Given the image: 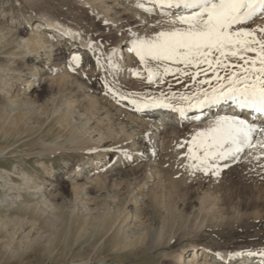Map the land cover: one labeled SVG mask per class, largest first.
<instances>
[{
    "label": "rangeland",
    "instance_id": "rangeland-1",
    "mask_svg": "<svg viewBox=\"0 0 264 264\" xmlns=\"http://www.w3.org/2000/svg\"><path fill=\"white\" fill-rule=\"evenodd\" d=\"M143 5L138 7L137 0H0L6 22L0 23V77L21 84L11 92L20 96L0 94V174L7 170L19 184L22 173H28L36 193L31 195L21 184L17 197L19 191L6 190L0 180V264H179L178 255L192 247L211 254L206 264H219L223 252L264 257V123L255 127L241 151L215 131L217 123L199 120L164 133L161 146L154 147L156 169L149 172L154 187L145 186L151 177L146 171L137 180L119 178L81 188L70 180L93 156L106 154L110 163L121 159L120 150L134 137L140 142L137 150L150 149L140 139L143 127L125 118L135 112L130 108L191 104L264 81L257 71L264 68V49L254 42L264 43V14L233 26V31L243 27L254 35L231 37L225 55L213 49L190 64L182 58L151 57L145 63L133 50V41L155 40L159 32L188 25L175 20L178 13L157 11L159 5L151 0ZM24 9L70 26L96 50L95 58L99 56L95 60L88 54L67 63L66 81L50 79L47 98L38 97L45 91L39 87L30 94L25 91L24 77L39 74L31 64L43 54H29L18 43L20 31L27 33L31 27L19 26ZM118 10L126 12L117 16ZM119 43L129 48L121 59L114 53ZM126 132L133 137L124 139ZM227 149L233 150L221 158ZM50 164L56 166V175L47 173Z\"/></svg>",
    "mask_w": 264,
    "mask_h": 264
},
{
    "label": "bare ground",
    "instance_id": "bare-ground-1",
    "mask_svg": "<svg viewBox=\"0 0 264 264\" xmlns=\"http://www.w3.org/2000/svg\"><path fill=\"white\" fill-rule=\"evenodd\" d=\"M101 2L103 3L104 1H101ZM107 8L110 9L111 7L108 6ZM106 9H105V12L107 11ZM157 11L165 12V13H169V12L178 13V10L171 9L167 5H164L162 7L159 6ZM114 12H115V10H114ZM2 13L5 14V11L3 10ZM2 13H1V15H2ZM124 13H123V10H118L116 12L117 16H121ZM259 15H261V14H259ZM22 17H23L24 22L22 21V18H21V20L19 21V26L21 27L22 25H24V26L25 25H27V26L31 25V27H29V31L27 33H25L22 30L20 31V35H18L19 36L18 37L19 38L18 43H20L24 48H26L28 50L27 52L29 54H32L33 52H35V50L36 51L40 50L41 54H43L42 57L40 59H38V61H37L38 63H36V64L32 63L31 64L32 68H35V70L39 68L38 69L39 74H36V75L32 76L31 78L29 76L28 79H26V77L28 75L26 77H24L25 78V86H26L25 91L26 92L28 91L27 94H30V92L33 91V89L35 87H39L40 89L42 88L45 91H44V93L42 92L38 96L40 99H42L51 93L46 88V85L48 84V82H51L50 79L51 80L52 79L57 80V79H55V77L59 76L58 77L59 83H60V81L67 79L66 74H68V72L70 71L65 66L67 63L69 64V62L72 61L74 59V57H75V59H78V58L80 59L81 57L83 58V56H87L88 54L93 55L95 58L96 57V50H94L93 48H90V46L88 45L89 42H87L88 40L86 41L83 38V36L80 35V33L76 32L75 30L70 28V26H67L63 23L57 22L52 17L38 16V15L34 14L33 12L28 11L26 9H24V12L22 13ZM110 17H108V18H110ZM256 17H258V16H256ZM105 18H106V20H109V19H107V17H105ZM105 18H104V20H105ZM259 20H261L260 17L257 18L256 22H258ZM20 22H21V24H20ZM0 23L3 24L4 26L6 25V22L4 21V16L3 17L0 16ZM15 29H17V28H15ZM10 33H11V31H10ZM16 39H17V36H16ZM14 41H15V38L12 42H14ZM16 42H17V40H16ZM17 46H19V45H17ZM127 50H129L128 45L126 46V44L124 45L122 43H119L115 49L116 52H114V53L119 59H121L122 56L124 54H126ZM31 51H33V52H31ZM20 53H22V52H20ZM7 54H9V53H7ZM39 54L37 53V55H39ZM9 57H11V56H9ZM98 57L99 56H97V59L95 58V60H98ZM11 59H13V58H11ZM15 59H17V58H15ZM35 60H36V58H35ZM99 60H100V58H99ZM13 62H15V61H13ZM28 66H30V65H28ZM69 66L70 65H68V67ZM64 67H66V69H64ZM29 70L30 69H28V71ZM63 70H65V71L68 70V72L67 73L64 72L65 74H63ZM40 72H41V76H40ZM21 73H22V71H21ZM26 74H27V72H26ZM22 75L24 76V74H22ZM3 76L0 77V82L5 83V84H3L0 87V94H2V96L3 95L6 96L7 94L12 95V96H16V95L20 96V94H18V93H13V94L11 93V92L16 91L17 88L21 85V84L17 83V82H19L18 81L19 79L18 80L15 79V81H13L11 79L6 78V79H4V82H3L2 81ZM69 80H70V78H69ZM72 81H75V80H72ZM52 85H54V84H52ZM260 86H264V85H260ZM260 86H257V87H260ZM230 90H232V89L229 88L228 90H226L224 92H221L219 94H212L210 96H214V95L219 96L223 93L229 92ZM23 97H25L24 98L25 100L29 99L28 96L23 95ZM18 98H20V97H18ZM207 98L202 100V101H199V102H193L191 104H187V103H184V104L183 103L182 104L161 103L159 105H152L149 107L143 106L141 108V106L138 105L136 107L130 108L133 111L135 110V112H131L130 114L127 112L125 114L126 115L125 118L127 119V122H128V120H129V122H132V123L135 122V124L137 122L141 125L140 127H143L144 130L142 129L143 132L140 135V139H141L142 143H143V141L144 142L147 141L148 143H146V145H144V146H149L150 149H148L147 151H141V149H140L141 146H140V148H139L140 150L139 149L137 150L138 147L136 148V146H137V142H139V141H137L138 139L136 138L137 139L136 140L134 137V140H132L133 138L131 139V137H133V136L129 135L126 132L128 135H126L125 136L126 138H124V139L127 140V138L129 137V139H131V140H127L128 142H126L127 143L126 146H128V147L126 148V150L125 149L123 151L120 150V153L122 156L121 159H117V160L113 161L112 163H110L111 161L105 160L106 154H98L96 156H93L84 162V166L82 165L83 167L78 169L73 174L75 176V178L72 176L73 178L71 177L70 180L74 181V185H76L78 188H81V187H86L87 185L89 186V185H94V184H97V185L98 184H104V183H107L108 180L113 181L111 183H114V180L119 179V178H122L121 180H123V178H124V179L129 181L131 179H136V177L140 176L139 175L140 173L143 174L145 171H146V174L147 173L149 174L150 171L152 172L153 169H156L155 160L157 159V162H158V156L156 155V152L154 151L156 149L154 147H156L157 145L161 146L164 133H166L168 131L175 132L173 130L180 129L187 123H194V122L201 120L203 124H215V123L225 121V120L230 119V118L243 119L245 121H248L249 124H252L255 127L264 123V114L256 112L253 109H242L237 105V103L235 101L229 100L225 103H222V105L219 107L221 109H219L218 107L213 108L212 104L207 103L206 102ZM201 105H203V106H201ZM174 106L179 107L180 110H176L174 108ZM190 106L193 107V110L191 112L190 111L186 112L185 110ZM214 110H216V111H214ZM81 115H82V113H81ZM127 122H126V124H127ZM119 124H120V122H119ZM122 124L123 123H121L120 125H122ZM132 125H134V123ZM193 125H195V124H190V128H191V126L194 127ZM137 126H138L137 128H139V125H137ZM139 129H138V131H139ZM120 134H122V132ZM131 134H133V133H131ZM134 134H135V131H134ZM123 135H124V132H123ZM134 136H136V135H134ZM137 136H139V135L137 134ZM102 139H105V138H102ZM124 142L125 141L122 142V145L124 144ZM124 146H125V144H124ZM133 146H135V148H133ZM109 149H111V148H109ZM122 149H123V147H122ZM145 149H147V148H145ZM115 150H116V148H115ZM117 151H118V149H117ZM118 153H119V151H118ZM118 157H120V155H118L117 158ZM152 165L155 168H151ZM57 171L58 170L54 164H50L47 166V173H49V174L54 173L56 175ZM6 173H7V170L4 169V173L0 174V180H3V182H4L3 185L4 186L7 185L6 190L11 191L12 189L15 188L16 190L19 191V194H17V197H21V195H22L21 189L23 188V187L21 188V184H22V185H25L27 192H31V193H33L31 195L36 196V193H34V191L32 190V187H34V186L32 184H30V182H32V178L28 173H26V172L22 173L21 177L23 179V183H19V184L14 183L9 176L10 174L8 175ZM151 174H153V173H151ZM146 176L143 178L149 177V176H147V177ZM143 178L141 177V179H143ZM143 180H145V179H143ZM147 180H148L147 185L144 183L145 186H152V183H150L152 180V176L147 178ZM139 181H140V179H139ZM129 184H132V183H129ZM153 184H154V181H153ZM155 184H157V182ZM140 185H142V184H139V186ZM43 186L44 185L39 184L36 187L39 189H43ZM157 186H158V184H157ZM152 187H154V186H152ZM6 196H8V194ZM184 254H185V256L183 257ZM210 255L211 254L208 251H202L201 249L192 247L188 251H186V253L179 254L178 258H177V262L179 264H206L207 259L210 258ZM219 258H220L219 264H264V257L256 256V255H250V254L244 253V252H236L235 254L223 252V253H220ZM242 259H245V260H242Z\"/></svg>",
    "mask_w": 264,
    "mask_h": 264
},
{
    "label": "snow or ice",
    "instance_id": "snow-or-ice-1",
    "mask_svg": "<svg viewBox=\"0 0 264 264\" xmlns=\"http://www.w3.org/2000/svg\"><path fill=\"white\" fill-rule=\"evenodd\" d=\"M151 2L161 7L167 5L171 9L178 10L175 20H179L188 27L174 29L170 32H159L155 40L133 41V50L145 63H147L146 58L151 57L153 60L182 58V62L190 64L194 59L207 56L213 49L225 55L223 48L233 43L231 37L254 35L252 30L243 27L233 31V26L241 25L259 14H264V0H151ZM137 6L144 7L143 0H137ZM145 10L152 11V9ZM166 14L174 15L172 12ZM254 42L264 49V43L259 40H254ZM236 43L241 42L236 41ZM242 43L246 45L249 41L244 40ZM246 50L253 51L254 49L249 47ZM231 54L236 55L237 53L233 51ZM261 63L264 64V60ZM165 71L167 72L168 69ZM257 71L264 76V68ZM152 76L153 73L149 70V83L152 82ZM221 100L235 101L242 109H253L264 114V86L257 87L253 83L251 86L234 88L219 96H209L206 102L215 104ZM149 106L152 105H145V107ZM215 131L222 132L224 138L231 140L236 146L235 151H241L242 146L249 143L251 133L255 132L256 128L248 121L232 118L226 122H218ZM232 150L227 149L225 153H221V158Z\"/></svg>",
    "mask_w": 264,
    "mask_h": 264
}]
</instances>
